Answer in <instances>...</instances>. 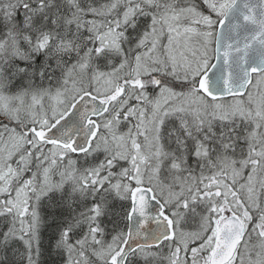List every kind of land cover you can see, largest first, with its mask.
Masks as SVG:
<instances>
[{"label": "snow or ice", "instance_id": "1", "mask_svg": "<svg viewBox=\"0 0 264 264\" xmlns=\"http://www.w3.org/2000/svg\"><path fill=\"white\" fill-rule=\"evenodd\" d=\"M0 264H264V0H0Z\"/></svg>", "mask_w": 264, "mask_h": 264}]
</instances>
